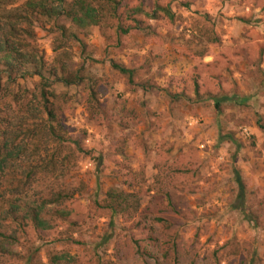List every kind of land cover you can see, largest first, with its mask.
I'll list each match as a JSON object with an SVG mask.
<instances>
[{
    "label": "rangeland",
    "instance_id": "374dc122",
    "mask_svg": "<svg viewBox=\"0 0 264 264\" xmlns=\"http://www.w3.org/2000/svg\"><path fill=\"white\" fill-rule=\"evenodd\" d=\"M114 1L118 18L79 33L82 42L35 21L32 43L47 66L64 61L90 78L48 87L65 140L42 151L57 166L29 188L15 187L29 162L12 168L0 209L11 198L19 218L0 215V227L21 255L2 264L61 255L60 264H264V0ZM113 61L134 69L136 84ZM2 86L13 123L41 114L38 76ZM222 96L245 100L218 111L211 98ZM120 191L129 199L115 212L109 194Z\"/></svg>",
    "mask_w": 264,
    "mask_h": 264
},
{
    "label": "trees",
    "instance_id": "16d2710c",
    "mask_svg": "<svg viewBox=\"0 0 264 264\" xmlns=\"http://www.w3.org/2000/svg\"><path fill=\"white\" fill-rule=\"evenodd\" d=\"M14 3H16L15 0H0V104L2 100L6 99V90L4 93L2 92L4 78L15 80L16 77L25 79L38 76L43 86L41 98L44 100L42 103L44 107L38 116L26 117L23 115L15 123L11 121V107L10 110L7 109L9 117L3 115L5 110L0 109V187H5L4 193H1L0 190V200L4 198L3 195L11 197V170L17 168V164H21V161L29 163L22 172V178L15 186L17 190L20 187L24 190L29 188L40 174L46 176L53 174V168L57 166L56 162L53 163L48 161L47 157H41L42 151L47 152L52 143H62L65 140L56 111L49 107L50 98H55L56 95L49 91L48 87L55 81L70 86L80 84L90 78L84 68H73L64 61L60 66L52 69L47 66L39 50L32 43L35 39V21L45 20V23L51 24L63 38L67 37L82 42L79 39V33H86L92 27L108 21L109 18H118V7L115 4L117 2L114 0H106V4L102 3V5L100 3L97 5L96 0H26L21 6L9 7L15 5ZM159 9L172 16L169 8ZM136 11L144 12L140 8ZM155 14L156 11L151 14L145 13L149 17H154ZM61 19L68 20L70 26L61 23ZM119 26L123 33L131 30V27L124 29L123 25ZM82 46L84 48L85 43H82ZM111 67L125 76L130 85L136 84L134 69L116 61L111 62ZM46 73L48 76L45 75ZM51 77L55 80H51ZM140 86L146 88L143 83ZM196 91L198 92V88ZM211 99L218 111L221 110L223 102L243 103L245 100H240L237 96L212 97ZM20 112L22 111L20 110ZM225 138L220 136L219 142H223ZM34 140H37L38 144H34ZM31 145H35L33 149H31ZM30 150L34 152L35 156H38L35 165L31 162L34 158H30L32 155L29 154ZM44 159H47V163L43 161H41L42 164L38 163ZM234 180L238 187L239 205L237 208L243 210L245 183L238 169H235ZM62 196L61 193H58L55 198L58 201L63 198ZM109 197V208L115 212L120 211L121 206L129 199L123 191L110 193ZM5 203L9 205L0 209V215L6 222L18 220L17 208L11 202V198L7 199ZM31 219L34 225L36 221H40L37 223V227L45 224V219L42 221L38 214L33 215ZM20 255L17 237L2 231L0 227V264L5 258L20 257ZM63 259L62 255L53 256L49 264H60Z\"/></svg>",
    "mask_w": 264,
    "mask_h": 264
}]
</instances>
